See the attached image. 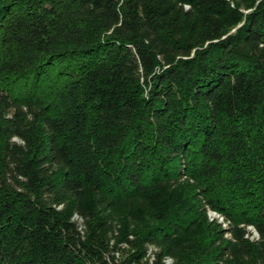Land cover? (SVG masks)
<instances>
[{"label": "trees", "instance_id": "1", "mask_svg": "<svg viewBox=\"0 0 264 264\" xmlns=\"http://www.w3.org/2000/svg\"><path fill=\"white\" fill-rule=\"evenodd\" d=\"M245 2L222 37L228 0H0V264H264V0Z\"/></svg>", "mask_w": 264, "mask_h": 264}, {"label": "rangeland", "instance_id": "2", "mask_svg": "<svg viewBox=\"0 0 264 264\" xmlns=\"http://www.w3.org/2000/svg\"><path fill=\"white\" fill-rule=\"evenodd\" d=\"M257 1L258 0H255V3ZM228 2H229V6H231L232 8H235V6L237 7L238 14H237L236 18L231 17V16L229 17V21H233V20H236V21L234 23H231L228 26L227 31L226 32L224 31L222 33V37H225L228 34L234 33L235 30L242 24L243 16L252 9L251 7L247 6V2H245V0H228ZM185 8H188V6H185ZM219 12L220 11H217L215 14L219 16V14H220ZM221 14L224 16L225 15V12H222ZM202 17H204V16H202ZM237 18H240V19L237 20ZM211 24H212V21L211 20L208 21L206 19L205 20L200 19L198 25L196 24L197 27H193L192 30L189 27L188 28L190 29L191 32L194 31L193 33H195V35H197L200 38L204 39L201 42L205 45V44L208 43L209 39H205L207 37L205 36L204 33H205V31H208L210 29ZM207 217L209 219H211V220H216V221L218 220L219 221V218H218L217 213L216 212H213V210H207ZM227 236H228V234H227ZM123 246L125 248H127L125 246V244H123ZM130 251L131 250H129L127 248V249H125V252L119 251L120 253H117L116 255H117L118 258H122L124 256V254L130 253ZM145 260H146L147 264H153V260H152V262H150L149 256H147V258H145Z\"/></svg>", "mask_w": 264, "mask_h": 264}, {"label": "built area", "instance_id": "3", "mask_svg": "<svg viewBox=\"0 0 264 264\" xmlns=\"http://www.w3.org/2000/svg\"><path fill=\"white\" fill-rule=\"evenodd\" d=\"M208 210H211V209H208ZM213 212H215V211H213ZM217 213V212H216ZM217 215H218V218H219V223H221V225L223 226V227H225V228H227L228 227V221H226L221 215H219L218 213H217ZM76 217V216H75ZM211 220V219H210ZM249 228V230H250V232H251V238H257L258 237V235H257V233L255 232V230L252 228L251 229V227H248ZM152 250H153V248L152 247H149V250H148V254H147V256H149V259H150V262H152V260H153V253H152ZM163 261H164V263L165 264H173V260H172V258L171 257H169V256H165L164 258H163Z\"/></svg>", "mask_w": 264, "mask_h": 264}]
</instances>
